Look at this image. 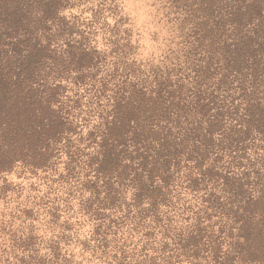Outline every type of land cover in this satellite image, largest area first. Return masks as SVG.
Returning a JSON list of instances; mask_svg holds the SVG:
<instances>
[{
  "label": "trees",
  "instance_id": "1",
  "mask_svg": "<svg viewBox=\"0 0 264 264\" xmlns=\"http://www.w3.org/2000/svg\"><path fill=\"white\" fill-rule=\"evenodd\" d=\"M195 1L182 47L145 74L118 48L122 18L100 25L102 52L90 42L99 13L69 21L57 12L70 0H0V172L19 160L61 191L47 212L78 201L99 221L97 248L142 233L137 264H264V0ZM176 216L192 223L177 231ZM55 244L50 264H63Z\"/></svg>",
  "mask_w": 264,
  "mask_h": 264
},
{
  "label": "clouds",
  "instance_id": "2",
  "mask_svg": "<svg viewBox=\"0 0 264 264\" xmlns=\"http://www.w3.org/2000/svg\"><path fill=\"white\" fill-rule=\"evenodd\" d=\"M98 6H101V0H86V2L83 3L70 0V6L59 9L57 14L69 21H72L74 17H78L79 20L87 23L93 20V12ZM102 7L105 11L103 12L101 20L99 23L93 25L97 34L90 41L98 51L108 52L111 51L112 48V45L106 42V38L111 36V33L103 31L100 25L106 24L108 27H111L115 25L121 17H128V15L131 14L133 18L131 22L122 25V28L130 29L131 32L126 41L121 40L122 44L127 43L132 49V51L124 57L126 63L132 64L135 62L145 74L149 73L151 67H163L162 61H164L165 56L170 54L169 49L177 46L175 41L179 39L174 27L176 22L172 20V18L180 15V13L171 10L168 0H135V2H129V0H105ZM109 7H115L118 14H110L107 10ZM170 20H172L171 23H169ZM119 35L124 36V32L121 31ZM112 38L116 39V37ZM77 39H79V37H77ZM117 58L116 56H111L109 60ZM110 67L111 65H109V69ZM101 75H103V73H101ZM148 78L151 79V76L149 75ZM130 79H134V77H130ZM81 91H83V89H81ZM68 95H71V93H68ZM53 107L55 108L56 105H53ZM97 123H100V120L98 117L94 116L88 128H91L93 124ZM84 131L86 133L88 129L86 128ZM64 159H66V157H64ZM22 167L21 161L17 160L13 163L11 171L0 172V185L4 182H8L14 186H21L23 190V194L20 195L19 200L14 199L15 195H17V193L14 192L7 193V197L13 199L6 198L5 200H0V209H3L5 213L14 211V206L16 204H19L21 208L31 207L30 204L21 203L26 195L36 196L37 198L44 195L43 190L30 193L28 188L29 184H35L39 188H43V184L38 177L31 176L27 169H24L21 175ZM60 170L63 171L62 168ZM18 176L19 179L17 178ZM181 195H185V193H181ZM187 199L190 200L191 197L188 196ZM71 203L73 205L72 212H69L67 215L61 214L59 223L62 224L64 220L72 216L73 212H77V208L79 207L78 201L72 200ZM146 206L147 205H145V207ZM61 207H63V205H61ZM169 215L175 214L169 213ZM3 219L5 222L9 220L12 222L8 225L10 228L9 231L0 232V264H21V257L25 260L28 259V252L19 247H13L11 237L13 232L16 233L17 239L26 237L29 232V224L35 225L33 235L40 237L42 241L36 246V252L32 254L45 257L48 260L53 259L51 249L46 245L50 240H57V234L62 232L63 229L60 227L48 226L46 221L49 218L46 215H41L38 220H25L23 224H21L20 220H15L7 215H5ZM76 220L81 221V224L77 225L72 231L66 233L67 236L71 237V240L66 244L64 242H59L61 254L71 261L72 264H118L121 260L119 246L124 244L125 239L129 238L128 232L121 230L123 239L118 235L115 241L116 246L113 247L110 244L105 250L103 247L97 248L96 245L100 243V241L93 239V230L99 221L94 219L89 220L88 216L78 212L70 222L75 223ZM191 223L192 221H183L180 217L176 216L173 220V227L178 231ZM20 229H22V231H20ZM107 239L113 241L111 235H109ZM132 239L139 240V244H134L124 249L126 253L130 254L128 255L127 261H124V264H129V262L130 264H137V261L144 259V256L140 254V246L146 243L142 238V233L140 235L133 233ZM155 241H160V235L155 237ZM155 241L153 242V246L158 249L159 244ZM85 243L88 247H85ZM102 252L106 254L102 256ZM113 253H115L116 259H113ZM147 254L149 256L160 255L158 251H152L151 249H149Z\"/></svg>",
  "mask_w": 264,
  "mask_h": 264
},
{
  "label": "rangeland",
  "instance_id": "3",
  "mask_svg": "<svg viewBox=\"0 0 264 264\" xmlns=\"http://www.w3.org/2000/svg\"><path fill=\"white\" fill-rule=\"evenodd\" d=\"M76 2L77 3H83V2H86V0H76ZM129 2H135V0H129ZM168 2H169L171 10H174L175 12L180 13V15L174 16L172 18V20H174L176 22L174 25L176 31L178 29V24L181 23L180 19L183 16H185L186 13H203L201 10H199L197 8L198 1H195V0H168ZM104 3H105V0H101V6H98V8L96 10H94V12H93V14L99 13L100 20L102 18L103 12L105 11V9L102 7V5ZM68 6H70V5H68ZM107 10L109 11L110 14H118L117 9L115 7H109ZM121 18L123 20L121 21L122 24L120 25V29H121V31L124 32V36H121V38H120V35H119V38H120L119 43L120 44H121V40L126 41L127 37L131 34L130 29H127V28L124 29V28H122V25L125 23L131 22V20L133 19L131 14H129L128 17H121ZM172 20H170L169 23H171ZM188 28H190V24L185 25V27L183 28L184 32H188V30H189ZM178 36H179V39H177L175 41L177 46L175 48L169 49L170 54L167 55V60L166 59H164V60H166V61L172 60L173 53L175 55V51H179L180 47H182L181 42H183L182 40H184L185 38L182 37V35L180 37L179 34H178ZM120 47H118V48L120 51H121V49H123L122 53L125 57L128 55V53L130 51H132L131 47L127 43H124L122 48H120ZM165 58H166V56H165ZM17 178L19 179V176ZM25 178H27V177H25ZM11 187H13V188H11L10 191H8V193L9 192L17 193V195H15L14 199L19 200L20 195L23 194L22 187L19 185L14 186L12 184H11ZM28 188H29L30 193L39 192V191L43 190L44 195L40 196L39 198H37L36 196H32V195H26L24 197V200L21 201V203L30 204L31 207L21 208L19 204H16L14 206L15 210L12 212H7V213H5L3 211V209H0V221L3 219V217L5 215H7L9 217L14 218L15 220H20L21 224H23L25 222V219L28 221L38 220L41 215H46L47 217L53 218V217H55V215L57 213L60 212V211H56L55 213H53L52 207H50V212H47L46 209L48 207H46V205H51L52 202H54L55 206L60 205V208L62 209V207H61V205H63L62 200L55 199L56 197H59L61 195V191H59L57 189V190L48 192V190L44 187V185H43V188H39L35 184H29ZM6 198L7 199H13V198H8L7 194H6L5 198L1 197L0 200H5ZM128 198H129V192H127V194H126V199H128ZM72 208L67 209V211H65V212L61 211L60 213L67 215L69 212H72ZM20 209L31 210V212L29 213V217L24 213V211H20ZM76 214H77V212H73L72 216H70L65 222L63 221L64 223L61 227L56 225V227L62 228L63 231L57 234V243H56V240H50L47 243L46 246L48 248H49V245L56 243V244H58V247L60 250V243L59 242H64L66 244L68 241L71 240V237L67 236L66 233L72 231L77 225L81 224V221H79V220H76L75 223L70 222V221H72L73 217ZM59 221H60V219H59ZM11 222H12L11 220H9L8 222L3 221V223L0 222V232L9 231L10 228L8 227V225L11 224ZM46 224H47V222H46ZM64 226H65V228H64ZM28 228H29V232H28V235L26 237H21V238L17 239L15 232L12 233V237H11L12 241H13V247H19V248H21L24 251L29 253L27 260H25L23 257L20 258L21 264H50L51 261L48 260L47 258L32 254V253L36 252V250H37L36 246L39 243H41L42 241H41L40 237L33 235V232L35 231V225L29 224ZM20 231H22V229H20ZM109 235H111V234H108V236ZM118 235H120V234L117 233L115 236L111 235L113 237V241H109L107 239L109 241V245L110 244L112 246L115 245V241H116V238ZM121 239H123V236H121ZM124 244L126 245L125 247L133 246L135 244V240H133L131 237H129L128 239L124 240ZM60 253H61V250H60ZM62 256L63 255L61 254V257ZM66 260H68V259H66ZM66 260L65 261L61 260V261H63V264H67V263H65ZM53 264H55V263H53ZM68 264H72V262L68 260Z\"/></svg>",
  "mask_w": 264,
  "mask_h": 264
}]
</instances>
